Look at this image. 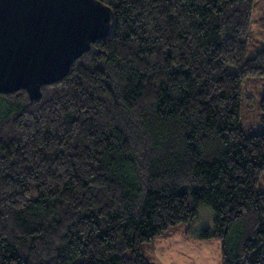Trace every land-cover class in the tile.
Masks as SVG:
<instances>
[{"label":"trees","instance_id":"16d2710c","mask_svg":"<svg viewBox=\"0 0 264 264\" xmlns=\"http://www.w3.org/2000/svg\"><path fill=\"white\" fill-rule=\"evenodd\" d=\"M110 34L61 80L0 93V264H151L142 245L188 234L221 264H264L263 130L241 128L253 0H99ZM234 67L231 72L227 67Z\"/></svg>","mask_w":264,"mask_h":264},{"label":"water","instance_id":"95a60500","mask_svg":"<svg viewBox=\"0 0 264 264\" xmlns=\"http://www.w3.org/2000/svg\"><path fill=\"white\" fill-rule=\"evenodd\" d=\"M112 24L99 0H0V93L38 99Z\"/></svg>","mask_w":264,"mask_h":264},{"label":"rangeland","instance_id":"374dc122","mask_svg":"<svg viewBox=\"0 0 264 264\" xmlns=\"http://www.w3.org/2000/svg\"><path fill=\"white\" fill-rule=\"evenodd\" d=\"M264 51V0H253L247 58ZM235 72L234 67H227ZM264 77H248L242 88L241 128L246 136L263 130L260 101ZM257 191L264 193V172L257 184ZM213 211L208 206L198 210V218L188 225L170 228L151 243L142 245V253L151 264H221V241H199L188 234H197L211 227Z\"/></svg>","mask_w":264,"mask_h":264}]
</instances>
